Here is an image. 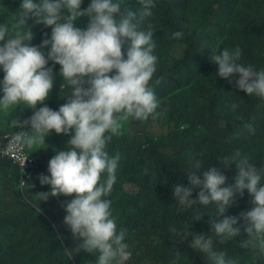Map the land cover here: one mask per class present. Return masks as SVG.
Here are the masks:
<instances>
[{
    "label": "clouds",
    "instance_id": "obj_1",
    "mask_svg": "<svg viewBox=\"0 0 264 264\" xmlns=\"http://www.w3.org/2000/svg\"><path fill=\"white\" fill-rule=\"evenodd\" d=\"M137 2L139 8L132 11L121 0H90L83 9V0H21L14 22L10 26L0 23V70L4 73L0 110H14L18 105L33 110L27 119L10 121L11 127L20 130L14 134L17 143L45 144L51 132L70 136L65 150H56L51 159L33 153L48 159V175L40 174L33 180L38 178L41 185L51 188L50 192L37 193L40 201L72 197L61 203L66 213L63 223L78 241L72 251L96 256L94 264H127L132 255L124 242L127 230L118 229L112 201L107 199L121 161L119 152L109 155L107 145L122 134L130 119L147 121L162 114L157 111L160 100L155 87L163 78L153 79L158 57L154 54V26L149 21L156 0ZM81 17L87 18L83 29L74 26ZM30 18L51 29L37 46L28 43L33 38L27 26ZM183 37L182 31L170 36L175 40ZM241 56L237 46L211 50L209 60L218 66L216 76L236 78L239 91L264 101V69L242 64ZM56 65L60 66L58 74L53 71ZM57 75L65 103L52 110L44 102ZM40 104L44 106L37 109ZM238 107L231 104L233 111ZM218 161L223 168L234 165L232 184L225 186L227 177L220 168L211 165L203 170V162L195 160L183 170L188 186L177 183L172 187L175 202L192 209L196 221L204 217V207L215 206L214 214L208 216V233L191 234L189 247L201 253L208 264H237L217 246L243 232L248 238L239 246L251 251L254 258L264 256V163L257 167L239 151ZM29 184L20 187L27 190L32 187ZM194 188L199 191L192 199ZM245 189L252 207L236 217L225 216L234 198ZM238 221H242L240 226H236Z\"/></svg>",
    "mask_w": 264,
    "mask_h": 264
},
{
    "label": "trees",
    "instance_id": "obj_2",
    "mask_svg": "<svg viewBox=\"0 0 264 264\" xmlns=\"http://www.w3.org/2000/svg\"><path fill=\"white\" fill-rule=\"evenodd\" d=\"M20 3L21 0H0V23L10 26ZM89 3L90 0H83L81 9ZM121 3L132 11L139 8L137 0ZM156 5L149 21L154 26V54L158 57L153 79L163 78L155 87L160 100L157 111L162 114L143 122L148 126L156 120L164 122L167 131L160 137L148 131H122L113 137L106 150L110 156L119 152L121 161L107 199L112 201L111 211L118 229L127 230L124 242L128 245V238L138 242L130 264H208L201 253L190 249L189 243L191 234L208 233V216L214 214L215 206L204 207V217L196 221L192 209L175 202L172 187L177 183L188 186L183 170L195 160L203 162V170L211 165L220 168L227 177L225 186L234 182L235 168H223L220 157L239 151L257 167L264 163V101L239 91L236 78L216 76L218 66L209 60L211 50L238 46L242 50V64L264 69V0H156ZM86 24V17L74 22L81 29ZM208 24L213 25L215 32L204 35ZM27 26L33 33L30 46L39 45L43 34L51 33L50 28L31 18ZM174 31H182L183 39H171ZM174 45L182 46L180 54H173ZM53 71L58 74L60 66L56 65ZM3 75L0 70V80ZM61 82L57 75L44 102L52 110L65 103ZM232 103L239 105L235 111L231 109ZM42 106L37 105V109ZM21 111L33 114L32 109L18 105L14 110H0V117L7 119ZM125 128L128 126L124 124ZM9 174L17 185L12 186L17 201L13 206L3 203L0 192V264H78L81 252L72 251L77 241L54 216L51 218L50 213L55 211L52 205L37 202L30 187L23 190L19 184L20 168L0 155V184ZM198 191L193 189L192 199ZM234 199L225 216L236 217L252 207L246 189ZM240 224L242 221L236 226ZM247 238L242 232L217 247L237 264H264V256L254 258L251 251L239 246ZM95 259L96 256L85 252L81 258L83 264H94Z\"/></svg>",
    "mask_w": 264,
    "mask_h": 264
},
{
    "label": "crops",
    "instance_id": "obj_3",
    "mask_svg": "<svg viewBox=\"0 0 264 264\" xmlns=\"http://www.w3.org/2000/svg\"><path fill=\"white\" fill-rule=\"evenodd\" d=\"M16 118L14 116H11V119H3L0 117V129H3L5 131H15L16 128L11 127L10 121ZM70 136H65L63 134L57 135L55 132L49 133L45 137V144H33V145H28V150L32 153H36L39 155L43 156H48L50 159L52 156L55 154L56 150H65L66 144ZM13 184L16 186V182L12 178V174H9V178L5 180L3 183L0 184V192H2V201L3 203H7L11 206L14 205V203L17 201V192H14L12 189ZM32 187H30V191L32 195H38L37 193L41 192H48L51 191V188L49 185H41L39 183L38 178H36L34 181L31 183ZM39 196V195H38ZM61 197H64V199H61ZM68 197L65 196H60V197H49L47 201H42L41 203H44L46 205H61L63 201H66ZM70 199L72 197H69ZM40 202V200H39ZM56 210V209H54ZM66 215L65 211L63 208H60L56 212L54 211L53 216L58 220L59 223H61L62 226H66L63 223L64 216ZM67 227V226H66Z\"/></svg>",
    "mask_w": 264,
    "mask_h": 264
},
{
    "label": "built area",
    "instance_id": "obj_4",
    "mask_svg": "<svg viewBox=\"0 0 264 264\" xmlns=\"http://www.w3.org/2000/svg\"><path fill=\"white\" fill-rule=\"evenodd\" d=\"M16 118L24 120L29 117L25 112H20ZM17 131L20 130L0 132V155L10 159L20 168L19 184L24 189L28 187L31 180L40 174L48 175V159L29 152L27 143L15 142L14 134Z\"/></svg>",
    "mask_w": 264,
    "mask_h": 264
},
{
    "label": "rangeland",
    "instance_id": "obj_5",
    "mask_svg": "<svg viewBox=\"0 0 264 264\" xmlns=\"http://www.w3.org/2000/svg\"><path fill=\"white\" fill-rule=\"evenodd\" d=\"M208 31H210L212 34L215 32V29H214L213 25H210V24L206 25V30L204 31V35L205 34H208ZM171 51L173 52V54L178 55V54H180L182 52V46L174 45V46L171 47ZM23 112H25V111H23ZM25 113L28 115V117H30L32 115V114H28L27 112H25ZM7 119H11V116L9 115V117H7ZM126 125L128 126V128H125L122 131L123 132H128L130 134H135L137 132H145V131H148V132H150V133H152V134L160 137L161 134H163V133H165L167 131V127L164 126L165 123L164 122H161L160 123L157 120L154 121L153 124H151V125L148 126L143 121L130 119L129 121L125 122V126ZM163 145L165 147H167V144L164 143ZM170 150L171 151H174L175 149L171 148ZM48 192H50V191L48 190ZM35 199L37 200V202H39L38 196H36ZM61 199H64V197H61ZM66 200H70V198L68 197ZM51 208L56 209L58 211L62 207H61V205L59 206V205H55L54 204V205L51 206ZM51 213L53 214L54 211H52ZM51 213H50V216L52 218L53 215H51ZM62 227L64 229L68 230L69 233L71 234L70 229L68 227H66V226H62ZM63 233H65V232L63 231ZM127 240L129 242V244H128V250L131 253L136 252V250L138 249V242L137 241H134V240H132L130 238H128ZM77 243H78V241H77ZM82 254H83V251H81V253H80V256H79L80 257V260H79V263L78 264H83L84 263L81 260ZM96 255H98V253ZM131 262H132V255H131L130 260L127 262V264H130Z\"/></svg>",
    "mask_w": 264,
    "mask_h": 264
}]
</instances>
